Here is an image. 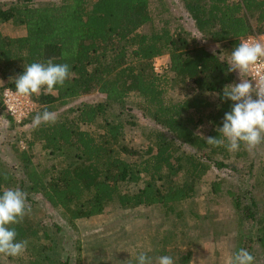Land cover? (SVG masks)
Wrapping results in <instances>:
<instances>
[{
    "label": "trees",
    "instance_id": "obj_1",
    "mask_svg": "<svg viewBox=\"0 0 264 264\" xmlns=\"http://www.w3.org/2000/svg\"><path fill=\"white\" fill-rule=\"evenodd\" d=\"M32 1L0 4V24L10 21L25 29L15 37L0 31V76L12 79L7 88L15 89L13 80L24 72V65L52 59L70 65V77L51 93L42 89L31 96L41 112L45 108L58 112L90 93L103 97L60 113L54 124L32 125L29 146L40 144L42 150L59 157L71 152L59 164L43 167L26 150L13 145L24 179L0 170V195L7 188L25 191L27 201L30 194L40 195L52 208L62 209L74 228L75 221L102 214L112 205L133 210L159 205L171 208L189 201L215 166L230 167L227 160H232L233 173L241 171L244 166H237L238 158L244 160L248 153L243 144L234 155L226 147L206 144L196 129L205 125L206 136L219 137L215 128L222 127L233 102L218 96L211 102L209 97L222 95L225 85L235 83L236 75L227 71V60L240 39L253 32L264 33V0H179L192 19L194 35L179 25L172 28L166 20L144 33L143 27L154 20L150 0H60L40 6ZM157 1L154 10L158 13L169 9L166 2ZM206 44L217 45L221 56ZM163 55L168 57L167 65L155 71L154 60ZM173 88L180 96L170 94ZM131 98L134 108L158 127L146 137L144 152L120 145L124 124L109 118V108L123 110ZM126 156L137 160L129 161ZM223 182L212 185L214 194H220ZM123 184L138 188L124 192ZM236 192L226 193L238 226L236 249L250 252L257 248L264 254V202L250 195L244 203L245 196ZM12 227L17 241L38 240L42 232L30 214ZM76 251L80 253L79 244ZM27 264L44 263L29 259Z\"/></svg>",
    "mask_w": 264,
    "mask_h": 264
},
{
    "label": "rangeland",
    "instance_id": "obj_2",
    "mask_svg": "<svg viewBox=\"0 0 264 264\" xmlns=\"http://www.w3.org/2000/svg\"><path fill=\"white\" fill-rule=\"evenodd\" d=\"M60 0H33V5L58 3ZM92 1V0H88ZM169 9L158 13L156 7L159 2L150 0L154 12L152 25H146L142 31L148 33L159 28L164 21L173 28L176 25L183 27L194 35L192 19L188 16L183 4L179 0H163ZM9 4L11 0H0ZM164 19V20H163ZM0 31L5 36L15 37L25 33L21 26H15L10 21L0 24ZM207 49L216 52L219 56V47L206 44ZM168 57H157L159 65L167 64ZM228 63L230 59L228 58ZM235 83L239 82V73ZM247 79V75L244 76ZM10 78L0 76V99L6 90V83ZM174 97L180 96L178 89H170ZM103 96L97 92L81 96L63 107L56 116L68 109H76L82 102L93 103ZM216 94H211L209 100L216 101ZM255 98V97H254ZM133 98L126 101L125 108H109V118L113 122L124 124V135L120 145L144 152L147 136L158 127L149 119L143 117L134 108ZM1 105V104H0ZM209 110L204 111L207 113ZM41 112L37 104L36 112L23 123H16L6 116L0 106V170L10 171L19 179H24L21 161L12 152V146L17 144L26 150L36 165L49 167L59 164L68 154H51L42 150L40 144L29 146V132L33 125V117ZM73 115H69L72 117ZM82 128L93 131V126L82 125ZM208 127L199 125L198 135L206 136ZM240 151V150H239ZM236 152H234L235 155ZM233 155V156H234ZM245 157H247L245 159ZM244 160L238 158L237 166L241 171L232 172V160L226 162L230 167H214L197 185L196 195L189 201L174 203L171 208L162 206L140 207L133 210H121L110 206L102 214L75 221V227L68 225L66 215L62 209L52 208L40 195H29L27 206L31 208L30 216L41 228L38 240H29L26 251L17 257L0 254V264H27L29 259L39 260L46 264H136L135 257L140 252L155 258L163 255L171 256L175 264H227L228 258L237 251L239 246L238 226L232 209L231 199L227 196L228 190H235L237 194L245 196L243 202L250 201V195L264 202V177L262 168L264 157V143L254 150L248 151ZM129 161H136L135 157H125ZM221 179L220 194H214L212 185ZM253 184L256 185L254 189ZM252 186V187H251ZM138 187L123 184L122 191H134ZM249 189L251 193H244ZM80 245V253L76 251ZM256 258L255 264H264V254L257 248L250 251Z\"/></svg>",
    "mask_w": 264,
    "mask_h": 264
},
{
    "label": "clouds",
    "instance_id": "obj_3",
    "mask_svg": "<svg viewBox=\"0 0 264 264\" xmlns=\"http://www.w3.org/2000/svg\"><path fill=\"white\" fill-rule=\"evenodd\" d=\"M262 58L264 41L259 39L242 40L232 49L227 71H238L239 82L225 85L222 95L216 93L222 101L230 100L233 103L231 110L223 117L222 127L215 128L219 133L218 138L200 134L206 144L213 147L223 146L229 152H236L242 144L248 151H252L264 143V76L256 80L244 78L249 68ZM69 77L70 65L54 63L49 59L46 63L33 62L24 65V72L15 77L13 82L17 95L32 96L39 94L42 89L53 92L56 86H64ZM56 120V114L45 108L33 117L32 123L39 127L41 124H54ZM27 197L28 194L19 188H7L0 195V254L17 257L27 249L28 241H17V231L12 227L30 214ZM255 260V256L247 249L240 248L228 258L227 264H255ZM135 261L136 264H175L168 255L156 257L154 262L146 252L138 253Z\"/></svg>",
    "mask_w": 264,
    "mask_h": 264
},
{
    "label": "built area",
    "instance_id": "obj_4",
    "mask_svg": "<svg viewBox=\"0 0 264 264\" xmlns=\"http://www.w3.org/2000/svg\"><path fill=\"white\" fill-rule=\"evenodd\" d=\"M262 40L264 41V33L253 32L240 39L242 40ZM156 60V59H155ZM167 64L159 65L157 61L153 63V69L160 70L166 67ZM247 79L256 80L261 76H264V58H262L258 63L251 66L246 73ZM1 106L6 114L14 122L20 124L30 115L36 112L37 104L31 98V96H19L16 94L15 89L6 88L1 95ZM10 109H12L10 111Z\"/></svg>",
    "mask_w": 264,
    "mask_h": 264
}]
</instances>
